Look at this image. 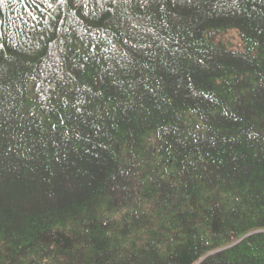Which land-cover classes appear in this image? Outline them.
Masks as SVG:
<instances>
[{
	"label": "trees",
	"instance_id": "1",
	"mask_svg": "<svg viewBox=\"0 0 264 264\" xmlns=\"http://www.w3.org/2000/svg\"><path fill=\"white\" fill-rule=\"evenodd\" d=\"M5 3L0 264H264V0Z\"/></svg>",
	"mask_w": 264,
	"mask_h": 264
},
{
	"label": "snow or ice",
	"instance_id": "2",
	"mask_svg": "<svg viewBox=\"0 0 264 264\" xmlns=\"http://www.w3.org/2000/svg\"><path fill=\"white\" fill-rule=\"evenodd\" d=\"M27 2L28 0H11L12 4H25ZM30 2L33 7L28 11L29 19H22L21 22L25 25V27H28V25L31 23L33 29H35L41 19L47 23V21L51 18V13L53 12L55 5H64L65 3L69 2V0H55V4L53 0H30ZM112 2L115 3L116 0H112ZM0 5L5 7L8 6L5 3V0H0ZM233 6H238L237 0H233ZM41 39H43V37H41Z\"/></svg>",
	"mask_w": 264,
	"mask_h": 264
}]
</instances>
